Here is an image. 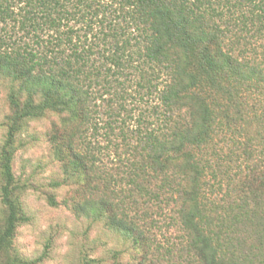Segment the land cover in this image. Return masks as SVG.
I'll list each match as a JSON object with an SVG mask.
<instances>
[{
    "label": "trees",
    "instance_id": "1",
    "mask_svg": "<svg viewBox=\"0 0 264 264\" xmlns=\"http://www.w3.org/2000/svg\"><path fill=\"white\" fill-rule=\"evenodd\" d=\"M9 1L0 0V20L9 16ZM17 1L23 3L21 26L33 25L34 13L25 8L39 5L53 13L46 16L50 27L87 19L110 29L111 41L108 55L102 53L108 64L100 72L84 56V47L78 48L80 38L73 42L71 28L63 33L69 54L59 53L53 61L66 65L62 69H45L46 55L36 58L24 47L0 40V72L18 81L17 93L23 89L26 95L23 100L9 97L10 115L0 148V264H34L13 251L16 229L26 217L16 198L20 187L12 159L23 121L48 112L61 116L49 140L62 171L75 179L79 191H87L77 203L80 213L104 221L132 244L144 264H264V174L257 178L256 166L250 168L240 188L233 190L232 201L211 197L221 185L220 174L212 169L211 158L218 156L215 137L246 121L248 101L264 91V0ZM102 34L105 42L108 33ZM259 36L262 42L255 47L252 40ZM257 49L258 56L247 55ZM128 68L139 75L138 93L154 95L156 120L141 130L139 124L144 123L138 118L136 130L119 128L117 135L107 123L104 134L114 150L113 164L99 165L100 152L89 140L94 125L88 102L103 98L93 92L97 81L92 76L97 72L103 83L120 85L117 78L127 79L121 74ZM106 99L109 115L120 116L123 106L111 105V96ZM152 183L180 202L177 214L183 235L165 247L149 234L146 212L139 213L144 200L140 202L138 195L149 196Z\"/></svg>",
    "mask_w": 264,
    "mask_h": 264
},
{
    "label": "rangeland",
    "instance_id": "2",
    "mask_svg": "<svg viewBox=\"0 0 264 264\" xmlns=\"http://www.w3.org/2000/svg\"><path fill=\"white\" fill-rule=\"evenodd\" d=\"M258 1L254 0V3L258 4ZM60 2L66 3V0ZM67 4L69 5L67 8H70V3ZM22 7V2L9 1L7 11L9 16L6 19L4 17L5 20H0V40H6L9 46L15 43L24 47L26 51L34 53L36 58L46 55L48 64H45V69H62L66 65L60 64V61L59 63L53 61H56L59 53L69 54L70 45L65 41L63 33L71 28L75 32L71 36L73 42L80 38L78 48L84 47V56L93 62L97 71L104 72L103 66H107L108 62L102 57V53L104 56L108 55L105 50L111 41L110 29L104 25L99 27L96 22L89 23L87 19L85 22H78L76 18L62 21L58 27H50L46 16L53 13L45 11L39 5L33 9L25 8L26 12L34 13L33 17L30 15L32 18L30 22L33 25L27 23V26H21L18 20L24 19L20 16L23 13ZM39 15L44 19H40ZM86 23L89 25H85ZM256 27L262 31L260 23H256ZM102 32L108 33L105 42H102ZM259 38L260 40L256 37L252 40L255 47L262 42V36ZM47 40L49 46L46 44ZM257 53L258 49L255 54L247 55L258 56ZM94 72L95 70L92 71ZM96 73L92 78L99 86L93 84V92L103 99L92 101L89 99L94 125L93 130L89 129V140L94 150L100 152L99 165L111 166L114 157L111 152L114 153V150L105 139L104 132L109 131L106 129L107 123L114 128L115 135L118 134L119 128L128 133L136 130L138 118L144 123L139 124L140 129L148 128L147 123L152 118L153 122L156 120V115L152 112L156 100L153 94L148 96L142 95L143 91L138 93L135 81L139 79V75L131 68L122 71L121 75H127V79L113 77L122 81L120 85L112 83L111 86L103 83L102 77ZM18 90L19 82L0 72V148L6 133L7 118L10 115V95L20 96V100L26 97L23 89L17 93ZM114 92H118L117 97L112 96ZM110 96L113 100L111 105L118 107L121 104L124 108V110L120 108L121 115L116 118L106 111L109 103L104 100ZM254 97L255 101L254 99L248 101L249 106L246 108L249 112L246 121L238 122L224 135L219 134L215 137V150L218 156L211 158L212 169L220 174L217 173L221 185L219 188L215 185L217 188L211 197L217 201L236 199V191L233 190L240 188L244 182L242 178L250 168L256 166L257 178L264 174V91L256 93ZM60 119V114L48 112L41 117L24 120L16 135L12 170L20 187V191L16 192V198L21 204L26 220L16 229L13 239L14 253L26 262L31 261L34 264H140L141 261L144 264L142 255L133 249L132 244L109 230L104 221L93 215L87 217L80 213L77 203L82 201L87 191H79L75 179L70 177V174L63 173L61 162L57 160L49 140L53 126L57 125ZM144 119L147 121H143ZM109 136L112 137V134ZM221 171L226 175L222 177ZM148 187L149 196L138 195V199L140 202L144 200L139 213L146 212L147 226L151 225L148 228L149 234L153 235V240L160 247H165L167 241L178 242L183 235L177 214L180 202L176 200V195L170 194L167 189L165 191L157 189L154 183ZM2 213L3 207L0 203V219Z\"/></svg>",
    "mask_w": 264,
    "mask_h": 264
}]
</instances>
